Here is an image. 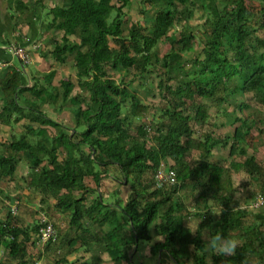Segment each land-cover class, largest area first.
<instances>
[{"label": "trees", "instance_id": "obj_1", "mask_svg": "<svg viewBox=\"0 0 264 264\" xmlns=\"http://www.w3.org/2000/svg\"><path fill=\"white\" fill-rule=\"evenodd\" d=\"M259 1L260 25L257 20L254 24V8L247 6L246 0H145L155 9L153 24H138L127 35L123 34V9L131 0H67L63 6L48 10L51 18L45 30L61 34L59 40L49 41V53L58 64L72 60L77 84L87 92L88 100L82 108L84 99L71 96L74 84L70 79L43 92L46 103H72L74 125L72 130L65 129L68 133L60 124L46 119L35 104H29V110L37 111L34 121L59 131L36 142L23 135L5 143V151L0 153V182L14 174L18 153L27 154V161L32 163L28 185L41 195L42 206L51 209L49 203L54 200V210L65 218L62 225L52 224L57 235L54 230L56 236L43 243L44 250L49 251V245H57L62 238L60 246L72 250L78 243H89L88 251L93 252L88 261L80 263L68 261L62 253L53 264H98L103 253L113 264H132L130 257L134 254L130 251L139 243L151 241L152 232L161 238L151 246L152 255L161 250L176 264L184 258L192 264H206L200 235L205 228L210 229L212 220L215 227L209 231L210 237H226L229 231H238L241 239L235 255L212 253L213 264H252L250 257L255 258L254 264H264V209L249 214L232 201L237 191L233 173H243L253 180L264 178V169L255 157L247 156L248 136L256 121L234 116L232 133L221 139L203 131L207 125L216 126L210 123L209 107L203 101H211L218 112L224 104H234L235 96L248 94L264 109V37L257 35L258 28L264 31V0ZM17 2L21 13L28 8L21 0ZM196 8L207 19L202 27L205 35L198 40L182 26L188 25ZM111 11L115 16L108 22ZM72 37L79 42L72 43ZM110 39L115 48L110 46ZM160 42L169 46L163 55L155 52ZM187 54L192 57L185 59ZM110 69L124 70L134 79L155 74L159 78L156 88L160 104H145L137 90L129 87L134 80L130 84L118 82ZM22 77L21 71L12 70L0 79V121L10 122L23 114L16 100V94L25 91ZM260 121V132L264 133V121ZM79 127L84 130L76 131ZM148 141L152 145L148 146ZM222 147L227 149V165L211 161L214 149ZM193 149L198 157L191 162L188 157ZM60 150L64 152L62 160H58ZM235 156L244 159L233 160ZM168 159L174 161L172 169L168 168L174 180L168 186L170 190L166 185L153 188L156 173ZM43 161L47 165L39 168ZM109 165L117 167L130 185L125 205H120L119 198L108 206L85 184L86 177L106 174ZM94 166L103 168V173L96 172ZM186 186L200 191L193 195L192 203L178 196ZM91 194L95 197L89 200ZM211 200L222 204L216 220L211 216ZM1 203V209L8 212L0 219V264H34L41 253L31 254L29 250H35L41 242L39 230L47 225V219L40 216L23 225L12 207ZM190 216L200 219L198 232L189 230ZM85 221L96 230H88ZM190 246L192 251L188 253Z\"/></svg>", "mask_w": 264, "mask_h": 264}, {"label": "crops", "instance_id": "obj_2", "mask_svg": "<svg viewBox=\"0 0 264 264\" xmlns=\"http://www.w3.org/2000/svg\"><path fill=\"white\" fill-rule=\"evenodd\" d=\"M18 0H0V79H2L7 72L10 71H21L23 77H22V86L25 87V91L18 92L16 94V100L19 105V108H21L22 113H19L18 115L12 117V120L9 121H0V148L4 147L5 143L11 141L12 139H18L23 135H28V139L37 141V140H43L46 138H51L56 134V128L51 126L50 124H41L39 122H36L33 120V118L36 115V112L39 111L42 113L43 116H45L46 119H51L53 122L60 124L65 132H69V130H65L67 128L73 129V117L71 114H69L64 108L71 107L72 103L66 102L60 105L62 107L58 108L60 112H57L54 108V104L46 103L42 100L43 92L51 87H57L60 83V77L59 72H63L65 70V66L70 67L69 72L75 75L73 62L72 60H68V63L64 64H58L56 61H54L50 55V42L48 40L52 39L51 34L53 32L46 31L45 26L46 22L43 20L42 15L44 9H47V7L53 8L58 6H63L67 0H48L49 4L45 2L46 0L42 1V3H39V1L36 3L35 0H27L26 3L22 1V3L26 4L28 8L26 10H23L22 13L20 12V5L17 2ZM20 1V0H19ZM51 3V4H50ZM24 4V5H25ZM42 5V7L40 6ZM52 6V7H51ZM49 8V9H50ZM48 9V10H49ZM48 15V14H47ZM24 18V21L20 20ZM48 20L50 21L49 15ZM48 21V22H49ZM26 23V24H23ZM60 34V33H58ZM58 34H56V38L58 37ZM50 35V36H49ZM55 38V39H56ZM39 44V48L37 50L31 51V61L26 67L23 69L20 68V64L18 59L13 55V49L16 47H22L25 49H31L32 46ZM57 64V65H56ZM31 68V70L29 69ZM54 71L55 73L50 76V72ZM50 79L49 83L47 82ZM62 80H65L66 78H61ZM35 104L37 107V111L29 110V104ZM66 103V104H65ZM59 104V103H58ZM0 111H1V100H0ZM29 130V131H28ZM218 149V148H216ZM5 150H3L0 153H3ZM64 157V152L60 150L59 152V158L58 160H62ZM18 164L16 166L15 172L11 177H7L3 179L0 182V203L1 201H4V204H8L9 206H16L17 211L21 207L28 213L27 208L31 205L33 207V211L37 212L38 204L41 205V195L36 193L29 185H28V177L29 173L31 172V166L32 163L27 161V154L25 153H18L17 155ZM47 165V161H43L39 168H43ZM109 167V166H108ZM102 170L100 173H103V168H99ZM110 170H108L107 173H109ZM106 173V174H107ZM105 173L99 174L94 177H86L85 178V184L88 188H90L92 191H96L95 193L99 194V196L102 198L105 204H108V206H111L114 204V201L121 199L120 205H125L127 198L130 194V185L128 186L126 182L123 184L119 181L117 178H112L107 181L104 178L106 175ZM233 175V174H232ZM124 180V179H122ZM234 181V177H233ZM102 182V183H101ZM89 183V184H88ZM121 185H125L128 189V193L126 196H124L123 192L121 191ZM3 192V193H1ZM80 192H75L74 195H78ZM6 195V199H4ZM196 195H194L195 197ZM95 195L91 194L89 200H92L91 198H94ZM105 198L109 200V198H112L113 200L105 202ZM233 204H236L234 206L241 207L242 210H245V206H248V199L246 197H243L240 191H236V193L233 195L232 198ZM194 202V201H193ZM244 204V205H243ZM55 201L51 200L49 203L50 207H54ZM209 206L211 207V216L216 220L220 213H221V202L220 201H209ZM219 208L220 212L219 214H216L213 209ZM243 207V208H242ZM41 207L39 209L41 210ZM1 211V210H0ZM257 211V210H256ZM245 212H250L246 211ZM254 212V211H251ZM17 213V212H16ZM35 218L37 217V214L34 213ZM23 216V215H22ZM42 217V216H41ZM34 218V219H35ZM199 219V218H198ZM19 223L21 221L20 214L18 217ZM65 220V218H64ZM193 220H197L193 219ZM193 220H188L187 222L190 224ZM200 221V219H199ZM22 222V221H21ZM23 223V222H22ZM160 221H157V224H159ZM215 227V221H211L210 229L205 228L200 238L205 244V263L209 264V259L211 260V264H213L211 255L212 251L209 248L210 243V232L213 231ZM65 228V227H64ZM89 230V229H88ZM65 235L68 233L69 228L65 229ZM209 232V233H208ZM238 231H229L224 238H235L238 241L237 248L241 244V239L238 236ZM56 236V235H55ZM161 239L157 235L152 232V239L149 242H143L141 245V248L138 247L133 248L130 251V254H134L130 257V262L132 264H135L133 261V257L136 258L137 255H144V250L147 249V254L144 258L146 260V263H139V264H176L170 256L164 252V251H158L156 254L152 255L151 253V246L154 245L155 242H158V240ZM52 240V239H51ZM60 242H62V238H60L59 243L56 245L54 242H52L49 245V248L52 246L59 247ZM44 245V242L38 243ZM77 244L76 246H73V249L71 250L70 247L64 246V251L60 252L59 255H62V257H66V259L70 262L74 263H80L83 261H88V258L86 255L89 252V243ZM54 248V247H53ZM236 248V249H237ZM188 253L192 251L191 246L187 248ZM56 252V248H54L53 255L56 257L58 253ZM76 255L77 257H71V255ZM104 254V253H103ZM107 255V254H106ZM225 257H229L231 255L223 254ZM108 257V256H107ZM101 262L98 264H108L103 260V258L100 256ZM109 259V258H108ZM128 264V263H123ZM179 264H192L191 260L189 258H184L179 260ZM222 264H227L226 262Z\"/></svg>", "mask_w": 264, "mask_h": 264}, {"label": "rangeland", "instance_id": "obj_3", "mask_svg": "<svg viewBox=\"0 0 264 264\" xmlns=\"http://www.w3.org/2000/svg\"><path fill=\"white\" fill-rule=\"evenodd\" d=\"M23 1L26 3L27 0H23ZM35 1H36V3L38 2V0H35ZM45 2L47 3V5L49 4L48 0H46ZM246 5L254 8L253 9V18H255V19L253 20V22H254V24H256V20L259 18V9H260L261 2L259 0H253L250 3L248 0H246ZM49 8L50 7H47V9H44L43 15H42V17H43L42 19L45 20L46 24L49 21L48 15H47ZM123 13H124L123 14L124 15L123 16V19H124L123 34L124 35H127V32L130 29L135 28V26L138 24L147 25V26L152 25L153 24V18L155 17L154 7L149 6L145 2V0H131L130 4L123 9ZM114 16H115V12L111 11L108 15V18H110L108 20V22H111V18H113ZM21 18L22 19L20 20V22L24 21V18L23 17H21ZM49 18H51L50 15H49ZM206 20L207 19L202 14V11H200L198 8H196L191 21H189L187 23L188 25L183 23L182 26H183L184 30L187 29V30L191 31L193 33V35L197 37L196 40H198V38H200V36L204 37V35H205V33H203L204 31H203L202 27L205 25ZM257 21H258L257 24L260 25L259 20H257ZM23 24H26V23H23ZM181 28L182 27H180V26L178 27L179 30ZM254 28L257 29L258 26L256 25ZM56 34H58V33H52L51 34L52 39L56 38L55 37ZM257 35L260 37H264V31H261L258 28ZM60 36H61V34H58V37L55 40H59ZM48 41H50V40H48ZM71 42L72 43L73 42L78 43L79 41L75 37H72ZM110 46L112 48H115V43L112 41V39H110ZM196 48H197V46H196ZM168 50H169V46L165 42H160L155 48V52L158 55H163ZM184 57H185V59H189L192 57V54H187ZM20 67H21V65H20ZM29 69L31 70L30 67H29ZM69 69H70V67L65 66V70L63 72H59L60 81H63L61 78H64V77L66 79L71 80V82L74 84L73 90L71 91V96H73V97L78 96V95L81 96L82 99H84V101L81 104V107L84 108V107H86L85 105H86V102L88 100L87 99L88 94L86 91H82V89L79 88V86L77 84L76 76L74 74L70 73ZM109 73H111V75H113V78L118 82L124 81L125 83L130 84V82L134 80V82H132L131 85H129V87L131 89L133 88L134 90H137L139 97L142 99V101L145 104H152L155 106H158L160 104V100L158 98L159 93H158V90L156 88L159 78L155 74H147L144 77L145 79H143V78L134 79V77L132 75L127 74L126 71H124V70H115L114 71V70L110 69ZM47 80H48L47 82L49 83L50 79H47ZM153 95L156 98L155 97L152 98ZM58 101L59 102L55 103L53 106L57 112H60V110H58V108L62 107L63 102H61V100H58ZM68 102L69 101H66L67 104H68ZM203 102L209 107V114H210V117L212 118L210 120V123L216 124L215 128H212V126H210V125L205 126L203 131L213 132L215 138L221 139L225 135H230L232 133L234 125H231V121L233 120L234 116H237V117L241 118L242 120L248 119V121L249 120L256 121V126L252 127V130L250 132V136H248L250 144L247 147V156H254L257 163L260 164L261 167L264 169V133L260 132V130H262V127L260 124H258V120L264 121V109L260 105L256 104L252 100L251 95H248V94H246L245 96L244 95L235 96L233 101H232L234 104H232V105H230L229 103L224 104L223 107L218 110V112L216 111L215 107H213L214 104L211 101H203ZM60 104H62V105H60ZM241 104L247 105V108L235 107V105L239 106ZM64 109L69 114L72 115L73 107L72 108L66 107ZM129 110H130V108H129ZM128 111H127V113H128ZM137 122L138 121H136V123ZM142 122L147 123V120L143 119ZM56 130H57V132L59 131L57 128H56ZM83 130H84V127H79L76 131H83ZM149 138H147V139L150 140ZM147 144H148V146L152 145V142L148 141ZM3 150H5V148L1 147L0 152H2ZM197 157H198V152H197V150L193 149L191 151L189 157H188V160L192 162ZM227 159H229V157L227 155V149L226 148L222 147L219 149H214V151L212 153L211 161L219 163V164L227 165L225 163V162H228ZM232 159L236 160V161H242L244 159V156L243 157L235 156ZM163 165L164 166H163L162 170L164 172H168V168H171V166H174V161L168 159L165 163H163ZM94 170L96 172L100 171L98 166H94ZM108 170H110V172L107 173L106 175H104L105 176L104 178L106 179L105 181L112 179V178H117V179H119V181L121 183H123V184L125 183L124 180H122L121 173L117 167H115L114 165H109ZM170 171H172V170H170ZM233 177H234L233 182H234L235 189L240 191L242 196L246 197L248 199V202L250 201L248 203V206H246L244 209L246 211H250V212H248L249 214H255L256 210H259V211L263 210L264 209V190H262V183L264 181V178L260 177L259 179L257 178V179L253 180V179H250L248 176H246L243 173H233ZM121 186L122 187H121L120 192H123L124 196H126L128 193V189L126 188L125 185H121ZM152 187L157 188L156 184H153ZM165 187H166L165 189L170 190V188L168 186H165ZM245 189H246L247 193H245ZM199 192H200L199 189L191 190L190 187L186 186V187H183V189L181 191H179L178 196L180 195L185 203H187L188 201L189 202L191 201V203H192L194 201L193 195H197ZM1 193H3V192H1ZM254 196L256 197V199L254 198ZM104 200H105V202H107V201H110L113 199L109 198V200H107V198H105ZM257 201H262V204L258 208H255V207H253V205ZM187 206H190V203ZM11 207L13 208L14 206H11ZM39 207H41V205L38 204L37 212H34L33 207L30 205L27 208L28 213H26V211L20 205V208L18 209V211H16L17 213H15L16 218L18 219L19 214H20V219L23 222L22 223L23 225L31 224L33 221L38 220V218H40V216L45 217L47 219V221L51 223V225L62 223L61 222L62 218H64L63 215L59 212H56L53 207L51 209H48L46 206H42L43 210H42V208L40 210ZM1 208H2V203H0V210H1L0 211V219H4L7 216L8 211L6 210V208L5 209H1ZM251 211H254V212H251ZM34 213H36V214L38 213L36 218H35ZM43 215H45V216H43ZM193 219H195V218L190 216L189 220L191 221ZM248 219H251V216H248ZM85 224H87V228L90 231L96 230V227L93 226L92 224H90L89 222L85 221ZM54 230H55L56 235H57V230L56 229H54ZM53 236H55V235H53ZM141 245H142V243H139V248H141ZM45 247L46 246L42 245V243H41L38 245L37 248H35V250L30 248L29 251L31 254H34L36 252H40L41 254H43V255L40 254L41 259H36L34 264H53V260L55 259V257L52 256L53 252H54V248H56L55 253H58V255L60 254V252L64 251V246H59V247L52 246L51 248H49V251H45L44 250ZM147 249H143L144 255H141V256L137 255L136 258L133 257L132 262H135V264L146 263V260H144V258L147 254V251H146ZM96 250H99V248L96 247ZM30 253H29V255L31 256ZM89 255L91 256V253H88L86 255V257L88 258ZM71 257L76 258L77 256L73 254V255H71ZM101 257L108 264H113V262L110 259H108L106 254H101ZM249 262L254 264L255 258L250 257Z\"/></svg>", "mask_w": 264, "mask_h": 264}, {"label": "built area", "instance_id": "obj_4", "mask_svg": "<svg viewBox=\"0 0 264 264\" xmlns=\"http://www.w3.org/2000/svg\"><path fill=\"white\" fill-rule=\"evenodd\" d=\"M39 48V44H36L31 47V49H25L22 47H16L13 49V55L18 59L19 64L21 65V69L26 67L31 61V51L37 50ZM1 65V64H0ZM163 164L161 166V169L156 173L155 178H156V187L161 188L163 185L170 186L173 183V174L172 171L164 172L162 170ZM262 204V201H257L253 207L258 208ZM12 212L15 214L16 213V207L14 206L12 209ZM42 223H45V218H42ZM47 225L42 227L39 230V238L41 242H48L54 237V230L50 222H46Z\"/></svg>", "mask_w": 264, "mask_h": 264}, {"label": "clouds", "instance_id": "obj_5", "mask_svg": "<svg viewBox=\"0 0 264 264\" xmlns=\"http://www.w3.org/2000/svg\"><path fill=\"white\" fill-rule=\"evenodd\" d=\"M213 211L216 214H219L220 209L214 208ZM200 227L199 219L193 220L189 225L188 228L192 232H198ZM238 241L235 238H224L220 234H216L210 238L209 248L211 251L217 255L219 254H228V255H235L236 248H237ZM209 264H211V260L209 259Z\"/></svg>", "mask_w": 264, "mask_h": 264}]
</instances>
